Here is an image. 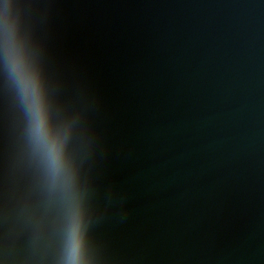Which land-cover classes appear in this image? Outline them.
Returning a JSON list of instances; mask_svg holds the SVG:
<instances>
[{
  "label": "water",
  "instance_id": "water-1",
  "mask_svg": "<svg viewBox=\"0 0 264 264\" xmlns=\"http://www.w3.org/2000/svg\"><path fill=\"white\" fill-rule=\"evenodd\" d=\"M38 74L53 187L7 60ZM264 264V0H0V264Z\"/></svg>",
  "mask_w": 264,
  "mask_h": 264
},
{
  "label": "clouds",
  "instance_id": "clouds-1",
  "mask_svg": "<svg viewBox=\"0 0 264 264\" xmlns=\"http://www.w3.org/2000/svg\"><path fill=\"white\" fill-rule=\"evenodd\" d=\"M7 60L10 74L16 82L30 116V132L33 142L44 158L52 185L68 192L71 188L72 176L65 160L63 140L53 133L50 127L38 74L28 65L23 53L11 42L7 49ZM82 239L81 214L73 202L68 230L70 264H80Z\"/></svg>",
  "mask_w": 264,
  "mask_h": 264
}]
</instances>
